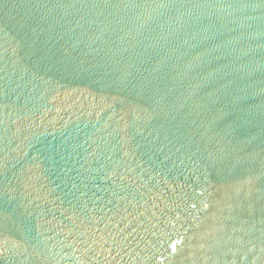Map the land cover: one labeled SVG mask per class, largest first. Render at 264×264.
<instances>
[{
    "label": "water",
    "instance_id": "95a60500",
    "mask_svg": "<svg viewBox=\"0 0 264 264\" xmlns=\"http://www.w3.org/2000/svg\"><path fill=\"white\" fill-rule=\"evenodd\" d=\"M0 264H264V0H0Z\"/></svg>",
    "mask_w": 264,
    "mask_h": 264
}]
</instances>
